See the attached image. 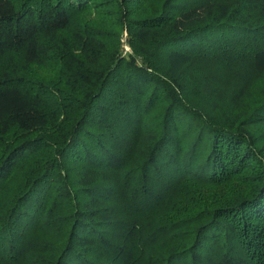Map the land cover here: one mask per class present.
<instances>
[{
    "label": "trees",
    "instance_id": "trees-1",
    "mask_svg": "<svg viewBox=\"0 0 264 264\" xmlns=\"http://www.w3.org/2000/svg\"><path fill=\"white\" fill-rule=\"evenodd\" d=\"M0 264H264V0H0Z\"/></svg>",
    "mask_w": 264,
    "mask_h": 264
},
{
    "label": "rangeland",
    "instance_id": "rangeland-1",
    "mask_svg": "<svg viewBox=\"0 0 264 264\" xmlns=\"http://www.w3.org/2000/svg\"><path fill=\"white\" fill-rule=\"evenodd\" d=\"M125 38H126V33L124 32L123 34H122V37H121V42L123 43V52H130V49H129V47L126 45V44H124L125 43ZM37 72L40 74V75H47V74H49L48 73V71L46 70V69H43V68H41L40 67V69H37Z\"/></svg>",
    "mask_w": 264,
    "mask_h": 264
}]
</instances>
